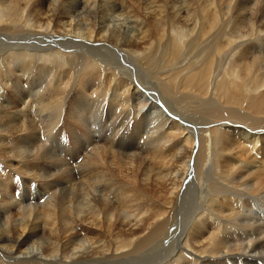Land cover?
<instances>
[{"label": "bare ground", "instance_id": "1", "mask_svg": "<svg viewBox=\"0 0 264 264\" xmlns=\"http://www.w3.org/2000/svg\"><path fill=\"white\" fill-rule=\"evenodd\" d=\"M132 2L0 0V264H264V0Z\"/></svg>", "mask_w": 264, "mask_h": 264}, {"label": "rangeland", "instance_id": "2", "mask_svg": "<svg viewBox=\"0 0 264 264\" xmlns=\"http://www.w3.org/2000/svg\"><path fill=\"white\" fill-rule=\"evenodd\" d=\"M138 1H140V0H138ZM142 1V0H141ZM129 2L130 3H133L132 2V0L130 1L129 0ZM131 6H133V4H131ZM124 68V67H123ZM122 68V69H123ZM124 70V69H123ZM101 105H102V107H101ZM102 108V109H101ZM98 110H100V111H98ZM97 111L99 112V113H97L98 114V116H97V114H94V113H91L92 114V116H91V114H89L88 115V119H87V123L89 124V123H91V122H94L93 124H94V126L92 127L93 128V131L94 132H92V131H89V129H88V132H89V134H92V136L94 137V138H100V135H101V132H102V130L104 129V131L105 130H107V128H106V124H107V122H109V120H108V111H109V107H108V102L107 101H103L102 100V102L99 104V109H98ZM105 112V113H104ZM222 114H223V112H221ZM225 113V112H224ZM94 114V115H93ZM105 114V115H104ZM241 115H243V116H246V117H250V118H252L251 116H249V115H247V114H245L243 111H241V113H240ZM95 115H96V117H95ZM104 115V116H103ZM216 113H214L212 116H211V118L214 120V121H217V120H223L222 122H224V123H226V121L227 120H230V118H229V115H226V114H223L224 116H222V115H220V116H218V115H216ZM91 116V117H90ZM97 117H99V118H97ZM100 117H102V118H100ZM91 118H92V120H91ZM94 118H96L95 120H94ZM105 118V119H104ZM254 118V117H253ZM98 119V120H97ZM240 120H242V121H240ZM243 120H245V119H241V118H236V120H230L231 122H240V123H244V122H247L246 120L245 121H243ZM101 121H103V122H101ZM103 123V124H102ZM132 124H134V122L133 121H127L126 123L124 122V124L122 125V127H123V130H122V132L123 131H125V130H129V131H131V129H132ZM66 125H67V123H66ZM66 125H64V124H62V125H59L58 127H57V133H58V135L57 134H55L54 135V140H52V142H50L51 144H50V146H49V144L48 143H40V145L44 148V150L45 151H50L51 152V150H53L52 152H53V157L55 158V159H58L59 161H60V159H61V162H64V163H66L67 164V166L68 167H73V166H78V165H80L81 163H78L77 162V160L78 159H81V162H83L82 160H84V157H85V155L88 153V152H90L91 151V148H88V150L86 151V152H83L84 150H82V152H81V149L79 150V151H77V152H74V153H71V154H73L74 156H72V155H69V156H64V155H66L68 152H71L72 151V149H73V145H74V140H73V135H72V132L69 130V128H68V126H66ZM102 125V126H101ZM193 125V124H192ZM200 125L201 124H199L198 126H195V125H193L195 128H197L198 129V127L200 128ZM228 125V124H227ZM97 126V127H96ZM98 126H100L99 128H98ZM107 126H108V124H107ZM127 127V128H126ZM106 128V129H105ZM63 129V130H62ZM59 130V131H58ZM61 130V131H60ZM97 131V132H96ZM63 132V133H62ZM257 132H260V133H262V132H264V131H257ZM66 133V134H65ZM96 133V134H95ZM60 135V136H59ZM66 135V136H65ZM96 137H95V136ZM65 137V138H67L68 139V142H69V146H71V147H68L67 149H66V146L65 145H63V144H61V138L62 137ZM59 137V138H58ZM61 137V138H60ZM60 141V142H59ZM72 141V142H71ZM136 142H135V144L136 143H139L140 142V144L142 145V143H143V141L141 140H135ZM57 143H59V144H57ZM71 143V144H70ZM48 144V145H47ZM56 144V145H55ZM58 145H59V147H58ZM61 145V146H60ZM46 146H48V147H46ZM63 148V149H62ZM60 149V150H59ZM64 149H65V151H64ZM69 149V150H68ZM133 149L135 150V148L133 147ZM134 150H132V151H134ZM55 152V153H54ZM61 152V153H60ZM82 153V154H81ZM81 155H82V157H81ZM57 156V157H56ZM64 156V157H63ZM76 156V157H75ZM78 156V157H77ZM171 155H170V153H168V158L170 157ZM75 157V158H74ZM167 158V159H168ZM74 159V160H73ZM72 160V161H71ZM65 161H67V162H65ZM51 162V163H50ZM45 161L44 163H43V165H44V169H42L40 172H39V175L38 176H40L41 177V179H35V177H33V178H31V179H27V177H25V176H28V175H31L30 174V172H27L26 173V169H24L25 171H24V174H22V175H20L19 177L17 176L16 178H11L10 177V181H8V184L7 185H9L10 186V188H9V190L12 188V187H15L16 188V191H15V193H13L10 197L7 195V188L9 187V186H6V188H5V192L3 191V193L1 192L0 193V205H2V207L0 206V223L1 222H3L9 215H11L13 212H18L19 211V209L21 208H23V206L24 207H30V206H33V204L35 205V206H37L38 204H43V203H45L46 202V200L50 197V195L51 196H53L52 194H54L55 195V193L57 194L59 191H62L63 190V187L62 186H57V184L55 183H51L50 181H48V176H49V173H53V171L55 172V173H57V165H58V163H57V160L56 161H54V160H52V161ZM68 162H70V163H68ZM54 163V164H53ZM49 165V166H46V165ZM75 164V165H74ZM77 164V165H76ZM70 165V166H69ZM52 166V167H51ZM48 167V168H47ZM54 167V168H53ZM55 169V170H54ZM44 171H47L46 173L44 172ZM52 171V172H51ZM42 172V173H41ZM28 174V175H27ZM42 175V176H41ZM44 175V176H43ZM45 176H47V177H45ZM22 177H23V179H22ZM24 178L26 179V180H24ZM34 179V180H33ZM47 179V180H46ZM30 180H32L33 181V183H31V184H29V185H26L24 182L25 181H30ZM41 180V181H40ZM21 181V182H20ZM31 181V182H32ZM35 181V182H34ZM44 182H47V184L46 183H44ZM16 183H18V184H16ZM48 183L50 184V186H52V187H50V186H48ZM21 184V185H20ZM22 184L24 185L25 184V186H22ZM39 184V185H38ZM41 184H43V186H41ZM53 184V185H52ZM16 185H18V186H16ZM35 187V188H34ZM51 188V189H50ZM55 188H57V189H55ZM19 189V190H18ZM22 189H24L25 190V192L24 191H22ZM28 189V190H27ZM40 189V190H39ZM58 189H61V190H58ZM8 190V191H9ZM32 190V191H31ZM37 190H39L38 192H37ZM44 190H46V191H44ZM52 190H54V191H52ZM18 191H20L21 193L22 192H24L22 195H19L20 193H18ZM28 191V192H27ZM35 191V192H34ZM32 192V193H31ZM34 192V193H33ZM37 193V194H36ZM39 193V194H38ZM42 193H44L43 195H42ZM52 193V194H51ZM32 194H33V196H32ZM35 194V195H34ZM5 197H3V196ZM7 195V196H6ZM26 195H27V197H26ZM32 196V198H31V196ZM39 195V196H38ZM41 195V196H40ZM21 196V197H20ZM23 196V197H22ZM24 196H25V198H24ZM30 196V197H29ZM7 197V198H6ZM12 197V198H11ZM19 197V198H18ZM34 197V198H33ZM47 197V199H45ZM4 198V199H3ZM11 198V199H10ZM14 198H15V200H14ZM24 198V199H23ZM31 198V199H30ZM35 198H37V199H35ZM10 199V200H9ZM17 199V200H16ZM21 199V200H20ZM29 199V200H28ZM40 199V200H39ZM45 199V200H44ZM4 200V201H3ZM12 200V201H11ZM27 200V201H26ZM44 202H43V201ZM10 201V202H9ZM23 201V202H22ZM40 202V203H37V202ZM8 202V203H7ZM18 202L19 203H22L21 205H20V207H19V209L17 208L16 209V206H18ZM32 202V203H31ZM4 203V204H3ZM37 203V204H36ZM26 204V205H25ZM12 205V206H11ZM16 205V206H15ZM28 205V206H27ZM5 206V207H4ZM7 206V207H6ZM9 206H10V208H9ZM14 208V209H12V208ZM12 209V210H10V211H7V209ZM8 209V210H9ZM5 211H6V213H5ZM11 213V214H10ZM6 214V215H5ZM4 216H7L6 218L4 217ZM4 218V219H3Z\"/></svg>", "mask_w": 264, "mask_h": 264}]
</instances>
